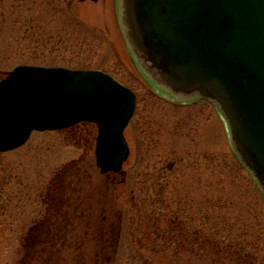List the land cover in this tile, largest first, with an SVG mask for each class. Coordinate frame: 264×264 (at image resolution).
<instances>
[{
    "label": "rangeland",
    "instance_id": "374dc122",
    "mask_svg": "<svg viewBox=\"0 0 264 264\" xmlns=\"http://www.w3.org/2000/svg\"><path fill=\"white\" fill-rule=\"evenodd\" d=\"M116 1L0 0V79L20 64L96 69L137 98L125 180L99 173L92 124L0 152V264H264V196L220 113L141 75Z\"/></svg>",
    "mask_w": 264,
    "mask_h": 264
},
{
    "label": "water",
    "instance_id": "95a60500",
    "mask_svg": "<svg viewBox=\"0 0 264 264\" xmlns=\"http://www.w3.org/2000/svg\"><path fill=\"white\" fill-rule=\"evenodd\" d=\"M142 72L176 101L203 98L222 116L234 154L264 194V0H117ZM136 95L93 69L18 65L0 80V152L33 131L97 127L96 166L121 172Z\"/></svg>",
    "mask_w": 264,
    "mask_h": 264
},
{
    "label": "flooded vegetation",
    "instance_id": "af4514ba",
    "mask_svg": "<svg viewBox=\"0 0 264 264\" xmlns=\"http://www.w3.org/2000/svg\"><path fill=\"white\" fill-rule=\"evenodd\" d=\"M117 1H116V5H117ZM116 12H117V9H116ZM117 18H118V12H117ZM129 50V49H128ZM129 52H131L130 50H129ZM131 55H132V53H131ZM132 57H133V55H132ZM134 59V58H133ZM135 61V60H134ZM135 63H136V65H137V67L139 68V70H140V72L142 73L141 75L158 91V92H160L161 94H163V95H165V96H171L169 93H167V92H165L164 90H162V89H160V88H157L155 85H154V83L148 78V77H146L145 75H144V73L142 72V70H141V68H140V66L137 64V62L135 61ZM159 94V93H158ZM160 95V94H159ZM161 96V95H160ZM87 124H89V123H79V124H76V125H74V126H72V127H70L71 129H73V128H76L77 126H80V125H87ZM67 129H69V128H67ZM129 154H130V151H129ZM128 159V158H127ZM100 173V172H99ZM101 174V173H100ZM102 176H105L106 178H108V179H111L112 177V179H114V177L116 176V175H123L124 176V180L126 179V174H125V171L123 170L122 172H107V173H104V174H101ZM204 208L202 209V212H203V216H202V219L204 220L205 219V203L208 205V208H209V201H210V199H209V196H204ZM207 208V209H208ZM183 213V212H182ZM209 215V214H208ZM180 216H182V215H180ZM41 217V216H40ZM199 220L200 218H191V220L193 221H191V224L193 225L194 224V222H195V220ZM103 220L104 221H106L108 224H112V222H111V220H108V218L107 217H103ZM181 226L183 225V222L180 224ZM36 226H37V224L35 223V224H33V225H31V229H35L36 228ZM183 229V228H182ZM178 233H182V232H185V234L186 233H188L189 232V230L188 229H183L181 232H180V229L178 228ZM31 235V234H30ZM205 235V234H204ZM204 235H203V237H204ZM199 236H200V230L199 229H197V230H195L194 231V238L196 239V240H198V238H199ZM210 242V241H209Z\"/></svg>",
    "mask_w": 264,
    "mask_h": 264
},
{
    "label": "trees",
    "instance_id": "16d2710c",
    "mask_svg": "<svg viewBox=\"0 0 264 264\" xmlns=\"http://www.w3.org/2000/svg\"><path fill=\"white\" fill-rule=\"evenodd\" d=\"M88 125V124H87Z\"/></svg>",
    "mask_w": 264,
    "mask_h": 264
}]
</instances>
